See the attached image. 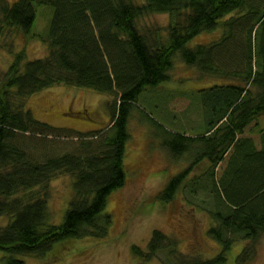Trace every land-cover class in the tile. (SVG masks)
I'll list each match as a JSON object with an SVG mask.
<instances>
[{
	"label": "trees",
	"instance_id": "1",
	"mask_svg": "<svg viewBox=\"0 0 264 264\" xmlns=\"http://www.w3.org/2000/svg\"><path fill=\"white\" fill-rule=\"evenodd\" d=\"M35 4L52 10L45 37L37 35L47 54L24 64L17 55L0 71V217L10 218L0 227L1 264H24L16 256L42 258L63 241L106 233L107 198L125 183L132 110L139 109L143 91L169 80L176 58L224 83L201 90L202 132L173 133L152 121L172 159L188 152L193 157L158 199L171 201L193 167L207 160L211 206L204 209L213 221L208 234L222 251L191 264L223 263L240 240L250 243L240 252L241 262L251 259L264 235V0H16L0 5V34L10 28L31 32ZM151 13L176 19L166 43L149 40L136 26ZM217 29L215 40L188 45L199 33ZM54 85L114 96L109 128L78 133L72 141L69 133L36 120L26 97ZM181 99L187 98L170 101ZM58 172L71 175L72 194L62 221L48 224L47 185ZM169 244L154 230L146 252L132 249L146 260Z\"/></svg>",
	"mask_w": 264,
	"mask_h": 264
},
{
	"label": "rangeland",
	"instance_id": "2",
	"mask_svg": "<svg viewBox=\"0 0 264 264\" xmlns=\"http://www.w3.org/2000/svg\"><path fill=\"white\" fill-rule=\"evenodd\" d=\"M14 1L0 0V5ZM35 13L31 32L10 28L0 34L1 72L8 69L17 55L24 64L47 54L46 44L37 35L45 37L52 10L47 5L35 4ZM175 20L165 13H151L137 19L136 26L149 40L166 43L168 25ZM219 35L220 29L202 32L188 45L206 44ZM222 83L223 80L201 75L176 58L169 71V80L143 91L136 102L139 109L132 110L123 158L125 183L107 198L104 210L110 214L111 223L106 233L63 241L42 258L16 257L23 259L24 264H191L219 255L222 248L208 234L213 221L204 209L211 206L209 162L203 160L193 167L171 201H160L158 194L166 182L188 167L193 157L188 152L179 159H172L160 144L161 134L156 124L173 133L202 132L205 117L200 102L201 90ZM174 97L187 99L170 101ZM114 99L112 95L90 89L54 85L27 96L25 107L36 120L69 133L66 135L74 141L78 133L109 128V112ZM259 120V127H264V115ZM71 194V175L54 174L47 185L48 224L62 221ZM9 221L8 216H1L0 227ZM154 230L174 244L142 260L132 248L146 252ZM245 244L250 245L242 240L233 243L220 264H264V235L254 244L252 258L242 263L239 255ZM3 255L0 251V264Z\"/></svg>",
	"mask_w": 264,
	"mask_h": 264
}]
</instances>
